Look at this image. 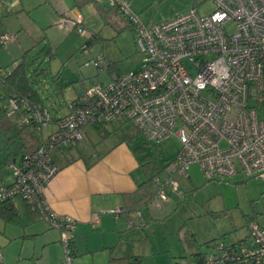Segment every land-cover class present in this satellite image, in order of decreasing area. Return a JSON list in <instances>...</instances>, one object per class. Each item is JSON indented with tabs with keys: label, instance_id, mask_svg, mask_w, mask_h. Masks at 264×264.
<instances>
[{
	"label": "built area",
	"instance_id": "1",
	"mask_svg": "<svg viewBox=\"0 0 264 264\" xmlns=\"http://www.w3.org/2000/svg\"><path fill=\"white\" fill-rule=\"evenodd\" d=\"M106 1L129 21L143 53L141 66L80 91L53 132L41 138L35 150L8 164L11 182L0 183L1 201L19 197L61 231L65 264H72L68 244L75 219L50 210L43 190L58 172L52 152L76 146L85 126L125 119L152 145L170 136L179 141L178 154L164 167L166 178L153 179L157 204L167 199V187L177 188L173 175L187 176L192 164L200 167L206 180L237 173L264 179V0H207L213 4L207 14L190 8L157 23L142 22L128 0ZM228 23L233 30L226 28ZM58 25L87 35L80 18L60 17ZM11 37L0 34V48ZM94 62L99 70L107 65L102 55ZM6 107L9 114L25 108L23 122L34 121L39 133L51 121L45 107L31 105L17 93L7 98ZM98 217L93 214L94 223ZM248 229L244 241L212 243L203 264H264V227L250 220ZM171 264L194 263L181 258Z\"/></svg>",
	"mask_w": 264,
	"mask_h": 264
},
{
	"label": "rangeland",
	"instance_id": "2",
	"mask_svg": "<svg viewBox=\"0 0 264 264\" xmlns=\"http://www.w3.org/2000/svg\"><path fill=\"white\" fill-rule=\"evenodd\" d=\"M36 4L37 0H29L25 4L29 10L18 5L11 14H7L5 5L0 3L1 26L12 36L0 49V68L12 69L28 51V80L37 90L51 118L63 114L65 103L74 98L82 87L108 82L114 73L141 66L143 53L135 44L133 29L125 18L110 12L109 6L100 5L106 11L103 15L92 5L83 6L85 20L82 25L87 30V35H83L77 29L66 31L57 23H53V27L42 25L39 12L42 8ZM144 4L145 10L137 14L144 23H157L190 8H196L201 15L213 8L212 2L207 0H145ZM226 28L233 30L234 25L228 23ZM93 35L99 38L87 46L91 50L89 54L85 53L84 42ZM96 55L117 64V69H97L92 62ZM67 84L70 85L63 88ZM118 120L104 121L108 133L103 139L99 131L93 129L86 139L83 135L80 144L85 145L86 151L96 153L102 150L101 146L126 140L131 147L140 148L149 173L152 169H161L166 158L172 159L178 154L180 143L174 136L155 147L146 142L130 121ZM51 125L49 122L42 127L40 135L43 139L53 132ZM4 173V182L10 183V172L6 170ZM188 173L190 177L182 176V186L177 192H172V198L164 204L167 208L152 209V217L161 212V219L156 220L147 212L143 213L142 219L133 214L130 233L122 231V239L130 240L137 250L135 252L142 256V264H167L161 261L169 256H182V243L192 244L197 236L218 232V237L223 235L230 242L249 233L250 220L264 225V179L237 173L224 180H206L197 164L190 165ZM23 218L24 214L17 222H6L0 217V264H65L62 243L61 258L57 260L58 250L48 246L43 251L41 235H35L34 239L30 237L36 225L27 226ZM122 248L119 249L120 254L132 253V246L126 253L121 251ZM189 256L184 255L183 258Z\"/></svg>",
	"mask_w": 264,
	"mask_h": 264
},
{
	"label": "crops",
	"instance_id": "3",
	"mask_svg": "<svg viewBox=\"0 0 264 264\" xmlns=\"http://www.w3.org/2000/svg\"><path fill=\"white\" fill-rule=\"evenodd\" d=\"M4 1L5 0H0V3H3L5 5V12L7 14H11L14 8L18 5L21 7V9H25L27 7L25 4L29 3V0ZM23 1L25 3H22ZM129 1L132 10L136 14H138L139 11H144L146 8V4H144L145 0ZM36 5L37 7L42 8V10L39 11L41 12L40 15L42 18V21H40V23L45 26L50 25L51 27L54 26L53 23H57L58 25V19L60 17L80 18L84 23L85 12H82L83 6H94L100 15H103V13L106 11L104 10V12L101 13L98 10V7L100 5H105L106 7L109 6L106 0H99L98 6H95L93 3L89 2L82 5L80 8L74 6V0H37ZM109 8L110 12H114L117 15L115 10L111 6H109ZM58 27L63 28L69 32L72 30L70 28L61 27L59 25ZM41 29L43 30L44 27L42 26ZM0 31L4 33L7 32V30L5 28H2V26L0 28ZM94 41L95 39H91V37L88 38L84 42L85 49L88 48L87 46L92 45ZM83 51L89 54L91 50H88V52H86L83 48ZM96 57L97 55L92 60L94 65ZM33 62L34 59L32 60V63ZM57 74H59V72ZM69 85L70 84H67L63 88H66ZM84 88L86 87H82L77 92L74 98L65 103L66 111L63 114L56 116V118H51L50 122L52 124V130L56 128V121L68 112L67 104L75 100L79 92ZM40 101V105L45 107L42 103L41 98ZM104 121L102 124L103 130H105ZM93 129H95L93 125L84 127V139L88 137L89 133H91ZM84 146L85 145L80 144L79 142L75 147L71 149L54 150L55 152H52L53 160L58 166V172L54 175V177L50 179L43 190V197L50 210L59 215H68L75 219L76 224L72 232V242L74 248L73 256L75 257L74 264H107L111 255H138V253L135 252L137 251L135 246L130 243V240L124 241L122 239V231L130 233V228L133 226V214H135L136 217L142 219L144 212H147L152 217V209L158 210L164 208L165 210L167 207L164 204L172 198V192H177L179 190V187L182 186V175H173L174 179L177 182V188L173 190L167 187L168 194L166 200L159 201L158 204L156 203L157 185L153 183L155 194L153 195L151 200L147 203H134L133 194L137 190L138 184L145 181L147 179V175L149 174V168L146 165L147 163L145 162L144 158H141L142 156L140 154V148L131 147L126 140L117 141L112 144H108L107 146H101L102 150L96 153L86 151ZM152 171H154V169H152ZM155 176L160 177L161 179H165L166 173L164 171V167L161 168L159 173ZM183 177L189 178L190 175L188 173L187 176ZM15 201L20 215L24 214V216H26L24 206L22 205V202H24L25 204L26 202L19 198H16ZM26 206L31 211L37 213V219L26 224L27 226L36 225L35 232L30 237H33L34 239L35 235H41V237L43 238V247L45 248L43 249V251H45L46 247L48 246L49 248L54 247L58 250L57 260H60L61 231L53 227L45 218L40 216L38 211L32 210L27 204ZM111 209H118L119 211L118 213L114 214L110 212ZM94 213L99 214L97 223H94L92 220V216ZM152 218H155L156 220L161 219V212H158V214L156 216L154 215V217ZM259 224L264 227L262 223ZM217 234L212 233L208 236H197L194 238L195 241L192 244L190 243L189 245H185L182 243V256H169V258L167 257L163 259L161 263L171 264L172 261L176 262L180 259V257L183 258L184 255L191 256L192 254L197 252H200L204 256H206L211 251L212 243L217 240H221L226 244H233L239 241L246 240L248 236V232H246L244 235H240L234 240L228 242L225 240V237H223V235L218 237ZM131 246L133 247L132 253L127 252V254L125 251H127V248H131ZM121 247H123L121 251H124L126 254H120L121 252H119V249ZM158 263L160 264V262Z\"/></svg>",
	"mask_w": 264,
	"mask_h": 264
},
{
	"label": "trees",
	"instance_id": "4",
	"mask_svg": "<svg viewBox=\"0 0 264 264\" xmlns=\"http://www.w3.org/2000/svg\"><path fill=\"white\" fill-rule=\"evenodd\" d=\"M98 1L99 0H74V6L80 8L82 5L89 2L93 3L95 6H98ZM98 10L101 13H103L105 10L104 6L102 7L99 6ZM126 21L128 22V25L131 27L129 21L127 19ZM1 25L2 24L0 18V28ZM2 33L4 32L0 31V34ZM98 38H99L98 35H93V37H91V39H95V40L96 39L98 40ZM27 56H28V51H25L21 58V61L11 70L0 69V78H1L0 81V183L3 184H5L4 172L7 170L11 174V171L7 168L8 164L13 161L19 160L20 157L25 152H31L35 150L41 143V135L35 129L36 123L34 121H30L29 123L23 122V119L27 116L28 113L27 110L25 108H21L9 114L6 107L7 98L11 96L12 93H17V95L19 96L26 97L29 103H31V105H37L40 104L41 102L37 91L32 87L27 77V71L29 67V64L26 63ZM106 67L109 68L110 71H112L113 69H117V64H114L112 62H107ZM102 124L103 121H99L93 124V126L97 131H99L100 137L104 138L108 132L103 130ZM154 146L156 147L159 145H154ZM71 148L73 147H67L64 148L63 150H68ZM170 160L171 159H166L163 167H165V165ZM160 170L161 169L159 168L154 169V171H152L147 175V179L145 181L138 184V188L133 194L134 203H141V202L147 203L151 200V198L155 194L153 179L155 175L159 173ZM16 198L19 197H12L2 201L0 200V217L3 218L6 222H17L21 220V215L19 213L15 201ZM22 203H23L22 205L24 206V211L26 212L25 213L26 216L23 219L25 221L28 220L25 223L28 224V222L36 220L37 213L31 211L24 202ZM68 246L70 249V255L71 257H73L74 248H73L72 237L69 240ZM188 258L192 260L194 264H203L205 256L202 253L197 252L192 254ZM141 262H142V257L140 255H134V254L126 255V256L111 255L109 257L107 264H141Z\"/></svg>",
	"mask_w": 264,
	"mask_h": 264
},
{
	"label": "clouds",
	"instance_id": "5",
	"mask_svg": "<svg viewBox=\"0 0 264 264\" xmlns=\"http://www.w3.org/2000/svg\"><path fill=\"white\" fill-rule=\"evenodd\" d=\"M211 67L214 68L215 66L213 65ZM227 76H228V72H227V69H225L224 70V78H227ZM206 83H207V81H205L204 83H200V84H198V87L201 88V89H203L205 87V84ZM212 83L215 84V83H217V81L216 80H213Z\"/></svg>",
	"mask_w": 264,
	"mask_h": 264
}]
</instances>
